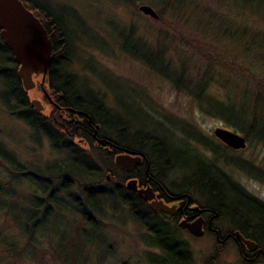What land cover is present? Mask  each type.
Here are the masks:
<instances>
[{"label": "rangeland", "instance_id": "1", "mask_svg": "<svg viewBox=\"0 0 264 264\" xmlns=\"http://www.w3.org/2000/svg\"><path fill=\"white\" fill-rule=\"evenodd\" d=\"M38 1L60 16L67 27L72 57L64 67L76 76L80 91L94 93L111 110L127 109L124 115L133 120L134 128L141 127L164 136L172 147L171 153H181L183 160L198 155L204 163L217 165L211 149L191 134L203 136L206 143L216 147L222 143L214 134L219 129L243 138L246 144L244 149L236 150L238 152L234 154L223 153L250 161L264 170V146L247 141L242 133L218 117L202 111V108L216 102L226 104V94L231 99L235 91L243 93L253 83L264 82V49L253 45V42L264 40V2L186 0L172 12V16L163 13L162 19L158 20L159 17L154 19L138 11L140 6L145 5L157 15L161 12L146 0L136 5L123 0ZM130 30L133 37L128 39ZM135 38L146 44L145 47L139 44L141 53L147 50L165 52V62L172 73L180 72L185 66L194 80L205 71L208 76L211 74L202 102L194 100L184 91H176L170 79L154 74L141 62L125 54L123 44L130 50H137L133 48ZM126 39L127 42H124ZM199 50L208 54L214 52V71L207 69L209 65L203 56L197 54ZM224 60H228L231 71L221 68ZM32 79L35 86L28 91L30 102L39 101L43 107L39 113L51 116L53 107L42 99L40 92L42 88L50 93L47 82L42 83L41 76H33ZM75 141L91 153L89 145ZM92 144L95 147L94 142ZM0 146L14 158L7 169L0 164V185H8L14 190L13 198L7 199L8 205L3 207L4 210L0 209V229L17 251L27 249L35 255L34 259H21L14 264H65L58 257L63 252L79 256L80 261L77 258L74 260L78 264H149L148 260L153 255L160 254L155 248L148 247L151 233L135 222L126 205L101 204V212L93 215L95 224L90 226L71 209V203L64 199L65 196L60 202V210L54 211L56 213L47 225L37 229L31 244H28L14 226L9 208L16 205L17 210H21L37 187L14 169L19 166L37 170L48 168L63 163L66 154L55 150L47 138L10 116L1 96ZM218 167L248 194L264 202V180L223 163ZM191 170L181 172L177 169L167 173L166 188L181 185L192 173ZM107 176L109 179L106 182H110V175ZM177 229L181 246H175L172 257L188 256L190 264H242L233 245L218 243L209 234L203 236L202 233V236L196 237L183 228ZM2 249L0 245V264H9Z\"/></svg>", "mask_w": 264, "mask_h": 264}, {"label": "trees", "instance_id": "2", "mask_svg": "<svg viewBox=\"0 0 264 264\" xmlns=\"http://www.w3.org/2000/svg\"><path fill=\"white\" fill-rule=\"evenodd\" d=\"M21 1L41 22L51 40L52 54L47 73V88L55 93L56 106L53 107V112L48 117L31 108L29 93L23 90L16 75L18 65L0 38L2 52L0 57L1 100L10 116L22 121L32 131L47 138L55 150L66 154L63 163L48 168L37 170L19 166L18 169H14L16 173L27 177L29 182L37 187L21 210H17L16 205L9 208V212L13 214L14 226L26 238L28 244H31L37 229L47 225L54 213L60 210L62 204L60 202L65 196L64 199L71 203V209L79 213L84 222L90 226H94L93 215L100 214L101 204L126 205L135 222L151 233V242L148 247H153L160 252L159 255H153L152 259L148 260L149 264H190L188 256L183 255L185 258L171 256L175 246H181L177 227L164 224L161 216L153 214L144 201L125 187L126 181L132 178H139L144 182L146 162L148 163V174L162 186H166L168 180L165 179V176L172 170L178 169L182 172L192 169V173L181 182V185L168 187L170 191L178 192L177 189L180 188L185 192H199L203 195V204L213 206L217 211H223L222 213L227 218H232L231 220L234 222L243 216L242 214L249 203L258 207L256 199L222 172L218 165L223 163V165L233 166L261 180H264V170L250 161L223 153L222 151L234 154L238 151L224 143H219L214 147L211 143H206L203 136L197 133L191 134V136L211 149L215 154L217 165L204 163L198 155H195L193 159L183 160L181 153H179L181 156L171 153L172 147L167 144V139L164 136L155 131L148 132L141 127L134 128L133 120L124 115L128 112L127 109L123 108V111L111 110L94 93L88 90L80 91L76 76L64 67L72 57L70 36L64 21L43 2L42 4L38 0ZM123 1L136 5L142 0ZM146 1L161 10L158 13V20H161L163 13L172 16V12L183 5L186 0ZM253 2H264V0H245L247 4ZM132 37L130 30L128 39ZM135 39L137 40L133 48L137 50H130L123 44L125 54L141 62L154 74L170 79L176 91H184L194 100L202 102L208 88V81L212 77L211 74L208 76L205 71L198 79L194 80L185 66H182L180 72L172 73L169 70V64L165 62V52H149L147 50L141 53L139 48L142 49L141 46L145 47L146 44L139 38ZM124 42H127V39ZM253 45L264 49V40L253 42ZM194 47L197 46L194 45ZM197 54L205 58L204 60L209 65L207 69L214 71L216 63L214 52L208 54L199 50ZM262 61L264 63V60ZM218 62L221 63L219 59ZM221 68L231 71L228 60H224ZM246 90L243 93L235 91V95L231 99L226 94V104H217L216 102L215 105L202 108V111L207 115L218 117L232 129L242 133L247 141L264 146V82L260 84L257 81ZM58 94L62 95L61 98ZM65 111H69L68 116H65ZM76 112L80 114L75 115ZM88 120L97 131L98 138L120 147L123 153L125 151V153L143 155L145 160L142 161V164L135 167L131 173H125L116 167L113 156L118 152L114 151L109 156L100 147L93 146L94 141L91 138L92 131L87 124ZM75 140H81L84 144L89 145L91 153L83 150ZM220 148L221 151H219ZM174 150L177 151V149ZM13 161L12 155L0 146V164L7 169V165ZM108 174L110 182H106ZM194 184H199L201 189H196ZM11 188L8 185H0V209L8 205V198H13L14 190ZM241 221L242 219L238 220L239 223ZM0 245L3 247L2 250L9 264L17 263L21 259L35 258V255L28 252L27 249L17 251L16 247L8 242V236L1 229ZM65 255L64 252L58 255L65 264H78L74 261L75 258L79 261L81 259L77 255H71L70 252L67 253L68 256L65 257ZM239 262L242 263L240 257Z\"/></svg>", "mask_w": 264, "mask_h": 264}, {"label": "water", "instance_id": "3", "mask_svg": "<svg viewBox=\"0 0 264 264\" xmlns=\"http://www.w3.org/2000/svg\"><path fill=\"white\" fill-rule=\"evenodd\" d=\"M138 11L145 16L158 18L155 11L149 6H140ZM0 38L18 65L16 75L24 91L28 92L34 88L33 76H41L42 83L47 82L52 43L41 22L24 6L21 0H0ZM30 106L36 112L43 110L41 103L37 100H32ZM214 134L222 143L234 150L246 147L245 140L237 135L219 129ZM143 160H145L143 155L127 152L117 155L114 158V163L122 171L131 173L133 168ZM146 167L148 169L147 162ZM106 179L108 180L109 177L107 176ZM125 187L128 191L136 193L141 199L149 202V207L153 212L173 214L175 208L156 201L150 188L138 189L134 179H129ZM179 226L187 229L196 237L202 236L200 221L192 224L182 221ZM244 243L247 247L254 249L255 245L252 243L248 241H244Z\"/></svg>", "mask_w": 264, "mask_h": 264}, {"label": "flooded vegetation", "instance_id": "4", "mask_svg": "<svg viewBox=\"0 0 264 264\" xmlns=\"http://www.w3.org/2000/svg\"><path fill=\"white\" fill-rule=\"evenodd\" d=\"M42 99L48 102L52 107H55V93L50 91L46 92L40 88ZM61 98V94H58ZM59 109V108H58ZM68 110V109H66ZM69 111H65V116H68ZM79 112H76L75 115H79ZM89 128L91 129V138L94 141V145L100 147L104 153L111 156L112 152H118L113 156L114 158L123 154L120 147L112 145L109 142L103 141L97 137V131L90 124V121L87 122ZM80 142H82L80 140ZM125 153V151H124ZM142 162L138 165H141ZM136 165L135 167H137ZM133 168V170L135 169ZM132 170V171H133ZM146 179L144 182L139 178H132L137 183L138 189H147L150 188L154 199L156 201H161L163 204L174 207L173 214H164L156 213L151 210L149 207V202L141 199L136 193L137 197L144 201L148 209L155 215L161 216L164 224L168 226H176L177 228H182L179 226V223L185 221L186 224H192L197 221L201 223V232L203 236L206 234L214 236L216 242L222 243L225 245H233L237 254L242 260V264H264V202L254 197L258 203L256 207L254 204L249 203L245 209L243 216L239 217L236 222L227 218L224 213L217 211L213 206L203 204V195L194 192H185L180 188L177 189L178 192H172L166 186H162L157 180L152 178L148 174V169L146 167ZM196 189H201L199 184H194ZM256 207V208H254ZM226 212V210H225ZM242 219L241 223L238 220ZM235 220V219H234ZM188 232L187 229H183ZM192 236V235H191ZM244 241L252 243L254 249L247 247ZM253 248V247H252Z\"/></svg>", "mask_w": 264, "mask_h": 264}]
</instances>
